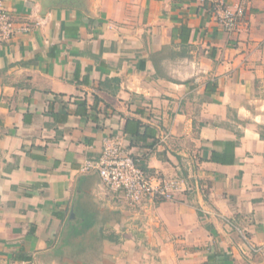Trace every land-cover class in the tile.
Here are the masks:
<instances>
[{
  "label": "crops",
  "instance_id": "0c3cea01",
  "mask_svg": "<svg viewBox=\"0 0 264 264\" xmlns=\"http://www.w3.org/2000/svg\"><path fill=\"white\" fill-rule=\"evenodd\" d=\"M221 1L231 34L202 0H4L27 30L0 41V264H264V0ZM112 135L172 201L81 172Z\"/></svg>",
  "mask_w": 264,
  "mask_h": 264
},
{
  "label": "built area",
  "instance_id": "2783aa9c",
  "mask_svg": "<svg viewBox=\"0 0 264 264\" xmlns=\"http://www.w3.org/2000/svg\"><path fill=\"white\" fill-rule=\"evenodd\" d=\"M202 2L212 4L215 20L225 33L231 34L237 29L243 16L242 5L229 8L221 0ZM26 30L6 9L4 0H0V41L7 42ZM139 159L129 152L123 136L112 135L103 140L99 156L86 159L80 170L95 173L113 197L122 199L130 207L172 201L185 185L184 180L144 171L138 166ZM250 250L259 251L254 247Z\"/></svg>",
  "mask_w": 264,
  "mask_h": 264
},
{
  "label": "trees",
  "instance_id": "16d2710c",
  "mask_svg": "<svg viewBox=\"0 0 264 264\" xmlns=\"http://www.w3.org/2000/svg\"><path fill=\"white\" fill-rule=\"evenodd\" d=\"M84 103H79V106H82ZM129 126L135 128L134 131L129 129ZM143 129L142 132L140 130ZM150 128L148 126L142 125L139 121H129L127 122V126L124 128L125 134L129 137V145L128 147H138V148H146L152 149L156 144V140L154 137H151ZM148 138H151V141H148ZM214 160V159H213ZM138 166L143 169L144 171H148V169L144 166V162L142 159H139ZM75 235H79L82 233V230L78 227H73L71 231ZM29 260V259H28Z\"/></svg>",
  "mask_w": 264,
  "mask_h": 264
},
{
  "label": "rangeland",
  "instance_id": "374dc122",
  "mask_svg": "<svg viewBox=\"0 0 264 264\" xmlns=\"http://www.w3.org/2000/svg\"><path fill=\"white\" fill-rule=\"evenodd\" d=\"M87 0H69V2H74V3H80L81 6L83 4V2L85 3Z\"/></svg>",
  "mask_w": 264,
  "mask_h": 264
}]
</instances>
